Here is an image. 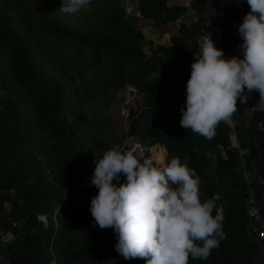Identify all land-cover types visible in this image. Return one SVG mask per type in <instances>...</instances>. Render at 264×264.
Masks as SVG:
<instances>
[{
	"label": "trees",
	"instance_id": "1",
	"mask_svg": "<svg viewBox=\"0 0 264 264\" xmlns=\"http://www.w3.org/2000/svg\"><path fill=\"white\" fill-rule=\"evenodd\" d=\"M61 4L0 0V234L13 233L0 243V255L7 264H146L125 259L114 229L94 224L90 205L98 189L75 153L72 130L85 117L72 115L68 105L61 79L69 76L96 80L103 93L128 83L142 91L144 104L129 112L126 139L156 161L151 149L164 148L161 165L173 157L186 161L202 199L219 195L225 239L207 260L189 257L188 264H263L261 243L245 224L249 188L264 214V108L247 111L259 93L237 102V145L223 121L211 140L180 125L200 29L185 9L197 7L202 18L205 0H107L95 18L76 24L52 14ZM29 8L32 19L18 14ZM249 11L243 0L241 8L235 2L208 14L221 29L218 47L227 57ZM9 14L25 24L18 27ZM39 56L47 57L46 67Z\"/></svg>",
	"mask_w": 264,
	"mask_h": 264
},
{
	"label": "clouds",
	"instance_id": "2",
	"mask_svg": "<svg viewBox=\"0 0 264 264\" xmlns=\"http://www.w3.org/2000/svg\"><path fill=\"white\" fill-rule=\"evenodd\" d=\"M246 2L250 11L238 27L242 57H227L210 33L196 40L199 50L191 64L180 125L208 140L220 122L232 117L238 100L246 104L258 92L264 101V0ZM91 3L62 0L59 11H90ZM95 164L91 185L98 193L90 205L94 224L114 229L116 251L125 259L188 264L189 257L207 260L225 239L220 197L201 198L199 177L186 161L173 157L161 165L140 155L139 146L126 139L106 148Z\"/></svg>",
	"mask_w": 264,
	"mask_h": 264
},
{
	"label": "rangeland",
	"instance_id": "3",
	"mask_svg": "<svg viewBox=\"0 0 264 264\" xmlns=\"http://www.w3.org/2000/svg\"><path fill=\"white\" fill-rule=\"evenodd\" d=\"M4 1L7 4L14 2V0ZM106 4L107 0H92L90 11L81 10L76 14H64L59 11V8H52V14L58 19L70 20L74 24L82 23L95 18L98 10L104 9ZM21 13L18 14L24 19H32L30 8L23 14ZM9 16L18 27H22V23L25 24V21L20 22L17 16L13 14ZM142 21L147 20L141 17L140 22ZM39 57L45 61L44 67H46L47 57ZM61 80L64 84L68 105L74 113L72 115L80 114L85 117L80 129L72 130V133L75 135V153L81 160L86 176L91 180L96 167V159L103 154L106 148L121 144L126 140L129 112L144 104V94L131 83L126 84L121 90H113L110 87L103 93L101 85L96 80L92 82L90 78L65 76ZM255 107L264 108V101L259 100L251 104L247 111ZM164 152L162 147H155L150 151L151 156L158 158L157 161L160 164L165 162ZM259 259L261 260L260 254ZM0 264H6L3 255L0 256Z\"/></svg>",
	"mask_w": 264,
	"mask_h": 264
},
{
	"label": "built area",
	"instance_id": "4",
	"mask_svg": "<svg viewBox=\"0 0 264 264\" xmlns=\"http://www.w3.org/2000/svg\"><path fill=\"white\" fill-rule=\"evenodd\" d=\"M236 0H205L206 7L204 9L205 13L202 14L203 17L200 18V12L198 8L193 7L191 5H188L185 9V13L191 14L193 16V20L196 23L197 26H201V28L197 31L199 32V37L204 35V33H210L212 39L215 41V44L218 47V41L221 37V29L219 25L213 21H211L208 18V14L212 11H214L218 6L220 5H227L230 3H235ZM240 8L242 6V2L238 3ZM183 21V15L181 14L180 16L176 17L173 19L172 23L175 26V28H179L180 24ZM243 21V20H242ZM242 38L240 35L238 36L237 42L234 46V49L232 50L231 54L229 57L233 55H240L242 56L243 53L241 51L240 45L242 44ZM198 47L195 53L198 52ZM231 127L230 131V140L232 142V145H237V137L234 131V120L231 117L227 122H225ZM139 146L140 150V155L143 156V149L140 144H136ZM247 179V177H246ZM245 209L247 213V219H246V226L247 228L252 231L257 240L260 241L261 243V252H260V257H261V262L264 264V214L260 208V205L258 201L256 200L253 191L251 188H249L248 195L245 198ZM41 219L44 221L46 220L45 215L40 216ZM13 238V233L9 229H2L1 234H0V243L2 246H5L6 243ZM259 256V255H258Z\"/></svg>",
	"mask_w": 264,
	"mask_h": 264
},
{
	"label": "water",
	"instance_id": "5",
	"mask_svg": "<svg viewBox=\"0 0 264 264\" xmlns=\"http://www.w3.org/2000/svg\"><path fill=\"white\" fill-rule=\"evenodd\" d=\"M195 33L197 35V38H199V32L196 30Z\"/></svg>",
	"mask_w": 264,
	"mask_h": 264
},
{
	"label": "crops",
	"instance_id": "6",
	"mask_svg": "<svg viewBox=\"0 0 264 264\" xmlns=\"http://www.w3.org/2000/svg\"><path fill=\"white\" fill-rule=\"evenodd\" d=\"M164 155H165V153H164ZM1 256V255H0ZM4 256V255H3ZM5 260H6V258H5ZM6 264H7V260H6Z\"/></svg>",
	"mask_w": 264,
	"mask_h": 264
}]
</instances>
